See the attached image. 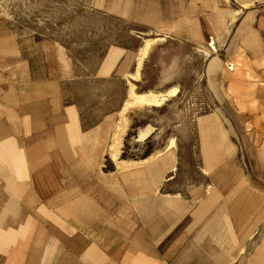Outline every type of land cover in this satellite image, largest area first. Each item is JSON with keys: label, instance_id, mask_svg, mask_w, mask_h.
<instances>
[{"label": "crops", "instance_id": "0c3cea01", "mask_svg": "<svg viewBox=\"0 0 264 264\" xmlns=\"http://www.w3.org/2000/svg\"><path fill=\"white\" fill-rule=\"evenodd\" d=\"M86 3L101 18L100 42H107L108 34L110 39L98 67L100 79L123 74L135 84L139 67L134 55L145 49L121 44L122 31L111 30L108 21L195 47L193 65L181 64L169 78L170 68L162 67L160 80L166 86L201 87L196 100L218 105L208 104L196 115L194 127L201 133L197 148L204 144L207 150L206 157L197 159L200 166L220 167L211 177L216 188L203 190L200 176L191 188L165 189L180 166L178 145L149 165L104 171L106 130L115 113L85 128L80 108L69 104L74 100L66 86L76 78L69 33L60 39L58 32L28 29L22 23L30 16L3 12L0 264H231L235 228L246 237L251 221L264 213V195L247 180L235 182V159L217 144L224 131L216 119L240 116L235 110H244L261 92L253 78L264 77V0ZM153 50L146 51L147 66ZM204 93L210 97L203 100Z\"/></svg>", "mask_w": 264, "mask_h": 264}, {"label": "rangeland", "instance_id": "374dc122", "mask_svg": "<svg viewBox=\"0 0 264 264\" xmlns=\"http://www.w3.org/2000/svg\"><path fill=\"white\" fill-rule=\"evenodd\" d=\"M88 1L76 0L72 5L66 0H0V14L25 13L30 16V21L22 24L28 29L44 34L58 32L60 39H66V32L69 33V54L75 59L76 71V78L66 86L69 97L74 100L69 104L80 108L85 128H94L106 120L105 115L115 113L106 130L104 171L124 172L132 167L149 165L152 159L178 145L180 166L172 176L174 178L166 181L165 189L191 188L202 176V189L214 190L216 183L211 179L212 173L220 167L200 166L198 157H206L207 150L204 144L202 150L197 148L201 133L198 135L194 127L196 115L205 112L208 104L216 109L219 107L196 100L200 97L196 90L201 93V87L166 86L160 80V72H164L162 67L170 68L167 70L169 78L179 73L181 64L193 65L196 61L195 47L186 45L179 38L161 37L153 32L150 35L149 31L145 32L148 35H143L135 32L141 29L131 24L118 26L108 21L107 26H111V30L122 31L121 44L131 48L145 45V49L139 50L138 55L133 54L135 57L131 55L139 67L133 76L136 85L129 83L127 79L130 76L123 74L122 78L100 79L98 67L105 57L104 51L109 48L110 39L108 34L107 42H100L102 40L97 34L102 30L101 18L97 12L88 10ZM151 47L154 50L147 66L146 51ZM253 79L261 87L260 94L252 96L251 102L245 103L244 110H235V114L240 116L216 119L224 131L217 135V144L222 146L224 155L234 156L235 167L231 168L232 173H236L233 175L235 182L247 180L252 190L264 195V77ZM166 90H176V93L169 94L160 104L132 103L136 95L163 94ZM201 96L203 100L208 99L210 93ZM224 145L231 146V149H224ZM236 169L241 170V176ZM254 220L246 230L249 232L246 237L242 238V231L235 228L236 242L234 254L230 256L231 264H264V213ZM225 254H221L218 260H222Z\"/></svg>", "mask_w": 264, "mask_h": 264}, {"label": "bare ground", "instance_id": "6f19581e", "mask_svg": "<svg viewBox=\"0 0 264 264\" xmlns=\"http://www.w3.org/2000/svg\"><path fill=\"white\" fill-rule=\"evenodd\" d=\"M211 44L215 48V45H214L212 40H211ZM175 93H176V90L169 91V93H167V94H154V93L140 94V95H136L135 101H133L132 103H138V104L146 103L149 105L160 104L168 97L169 94L173 95ZM234 203L237 204L238 206L239 205L241 206L240 202L234 201ZM238 211L239 210L236 209V213Z\"/></svg>", "mask_w": 264, "mask_h": 264}]
</instances>
